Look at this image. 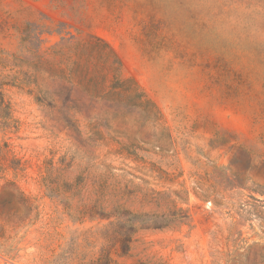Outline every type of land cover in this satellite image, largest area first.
<instances>
[{"label": "rangeland", "instance_id": "obj_1", "mask_svg": "<svg viewBox=\"0 0 264 264\" xmlns=\"http://www.w3.org/2000/svg\"><path fill=\"white\" fill-rule=\"evenodd\" d=\"M107 256L264 264V0H0V264Z\"/></svg>", "mask_w": 264, "mask_h": 264}, {"label": "trees", "instance_id": "obj_2", "mask_svg": "<svg viewBox=\"0 0 264 264\" xmlns=\"http://www.w3.org/2000/svg\"><path fill=\"white\" fill-rule=\"evenodd\" d=\"M123 237H125V238H123ZM118 242L120 244H122V255L121 256H127L128 252L130 250V246H129V244L131 243L130 235L121 236L120 240ZM101 259H105L108 264H112V261L108 256L105 258H101ZM101 259L98 261L92 262L91 264H104V263H102Z\"/></svg>", "mask_w": 264, "mask_h": 264}]
</instances>
